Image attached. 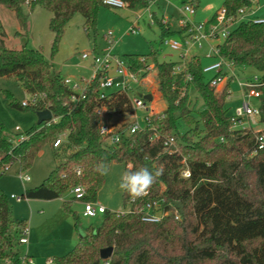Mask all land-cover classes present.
<instances>
[{
	"label": "trees",
	"instance_id": "16d2710c",
	"mask_svg": "<svg viewBox=\"0 0 264 264\" xmlns=\"http://www.w3.org/2000/svg\"><path fill=\"white\" fill-rule=\"evenodd\" d=\"M103 1L0 0V5L15 14L26 36L28 10L41 6L50 12L56 52L67 24L76 15L84 18L87 29L96 28L101 7H107ZM122 1L128 8L145 9L150 0ZM190 4L197 10L195 0ZM247 5L246 0H225L222 8L236 15ZM216 15L208 22L215 21ZM158 25L162 41L184 31H172L170 24ZM16 36L24 37L20 32ZM6 37L0 20V78L15 77L29 96L28 106H24L8 93L11 105L35 114L49 110L53 118L36 123L23 133L27 139L18 143L15 134L0 121V176L14 165L22 172L29 171L43 149L65 134L59 148L51 147L55 165L50 175L40 186L26 190L24 199L51 201L82 185L86 188L84 200L96 201L105 181L97 165L102 161L106 165L117 163L127 170L133 164L136 168L162 169L148 195L137 198L136 206L164 199L180 215L177 220L172 212L158 223H146L138 214L119 216L107 211L101 225L88 228L71 253L55 260L57 264H264V150L256 145V137L264 133V23L241 22L218 45L222 57L260 75L257 103L262 130H231L226 105L233 80L216 91L211 85L214 77L207 78L198 56L184 62H161L155 52L132 54L122 58L133 71L144 69L149 61L155 65L166 108L151 118L149 127L117 145H109L100 135L97 110L106 108L111 114L131 115L127 95L112 91L101 98L99 74L91 80L85 98L74 103L65 77L45 60L41 50H33L26 43L20 49L9 48ZM181 63L184 70L173 75L175 66ZM192 90L204 103L199 113L193 107ZM181 123L184 132L179 129ZM171 137L174 145L167 148L164 143ZM184 161L190 171L188 179L181 178ZM123 198L127 206L131 197L123 191ZM70 204L66 202L65 209L78 224ZM25 228L23 222L13 221L8 199L0 192V261L22 264L15 247ZM108 247L114 248L113 255L103 260L100 251Z\"/></svg>",
	"mask_w": 264,
	"mask_h": 264
},
{
	"label": "rangeland",
	"instance_id": "374dc122",
	"mask_svg": "<svg viewBox=\"0 0 264 264\" xmlns=\"http://www.w3.org/2000/svg\"><path fill=\"white\" fill-rule=\"evenodd\" d=\"M192 1L157 0L156 3L151 4L150 11H147L146 8L114 10L103 6L99 11L95 29H87L84 18L78 14L67 24L56 52L53 51L54 35L49 27L52 14L41 6L30 11L28 10L29 6L26 5L29 15L27 36L25 31L21 30L15 14L2 5H0V20L7 34L6 45L9 48L20 49L26 43L33 50H41L45 60L53 64L55 69L65 78L90 81L93 77V70L90 67L92 59H82V55L86 52L95 51L102 55L105 51L112 50L114 54L120 57L132 54L146 56L155 52L158 61H180L185 49L183 48V51L173 50L162 41L158 19L165 17L169 20L170 28L178 31L181 27V21L184 19L195 24L208 22L222 9L225 2V0H195L198 5L195 14L186 16L180 9ZM258 7L263 9L261 13L264 14V0H258ZM151 12L155 13L157 23L149 24ZM137 14H143V18L139 20V32L132 34L129 30ZM17 32L22 33L24 37L16 36ZM169 40L181 41L178 36L169 38ZM217 43V41L203 42L201 48L188 46L185 60L197 55L203 66L214 63L216 59H208L206 54L210 47ZM149 64H153V62L149 61ZM153 67L155 68V65ZM234 74L237 80L231 84L232 94L226 105L230 117L234 115L235 109L243 101L238 81L259 75L252 68L241 67H235ZM213 77V73L207 74V78ZM142 83L145 85L132 84L134 92L147 94L148 91L153 96L151 102L155 110L163 111L166 108V102L163 100L159 88L152 86V84L158 85L157 71H150ZM113 90L109 89L107 93ZM8 93L20 103L29 100L28 94L15 77H1L0 121L10 134L17 133V129L20 133H26L37 123V116L31 111L14 108L7 97ZM190 97L195 111L201 112L204 109L203 100L193 90ZM248 100L253 106L258 105L256 100ZM139 116L142 117L143 113H139ZM102 121L113 123L117 127H122L124 124L127 127L132 123L129 115L122 117L112 115L109 118L104 117ZM140 124L141 127H145L142 118ZM179 129L184 132L185 125L181 123ZM254 129L260 131L263 126L258 123L254 125ZM53 144L51 145L52 148L54 147ZM51 147L47 146L43 149L29 171L22 172L18 165H14L6 174L0 176V192L5 194L8 199L13 221L15 223L23 222L28 228L29 243L26 245L17 243L15 250L19 252L21 260L29 257L34 264H46L50 259L56 260L68 255L74 250L80 238L86 234L88 228H98L103 218V214L96 217L84 216V204L72 199L71 189L62 198L51 201L28 200L22 197L26 190L40 186L53 170L55 160ZM107 168L108 172L105 175L104 184L98 192L96 201L93 202L103 205L110 212L128 211L129 206H124L123 191L119 188L121 176L125 172L126 166L111 163L107 165ZM21 176H29L30 180L23 181ZM12 196H16L19 200L12 199ZM66 202H71V210L79 218L78 224H76L73 215L65 209ZM0 264H10V262L2 261ZM23 264L28 263L24 260Z\"/></svg>",
	"mask_w": 264,
	"mask_h": 264
},
{
	"label": "built area",
	"instance_id": "2783aa9c",
	"mask_svg": "<svg viewBox=\"0 0 264 264\" xmlns=\"http://www.w3.org/2000/svg\"><path fill=\"white\" fill-rule=\"evenodd\" d=\"M157 0H150L149 6L146 8L150 11L151 4L156 3ZM248 2L247 6H244L236 12V15H229L226 8H222L217 12L215 21L206 22L203 24L191 23L188 19L181 21V29H183V39L181 41L165 39L163 42L168 45L173 50L183 51L184 54L180 61H185L187 57L188 46H197L201 48L203 42L209 43L210 41H217L218 43L210 47L209 52L206 54L208 59H216L214 63L203 67V72L205 74H214V78L211 81V85L215 87L216 91L220 92L226 86L229 79L233 82L237 80L234 74L235 64L220 55V49L218 45L222 44L231 34L232 30L241 22L253 21L256 24L264 23V18L255 17L256 6L258 5V0H246ZM103 4L108 8L114 10L126 9L128 4L122 0H104ZM180 11L184 15H194L196 9L189 3H186ZM155 13H150L149 24L157 23ZM142 19L141 14H137L130 27L129 32L132 34H137L140 30L138 27L139 20ZM160 23L168 25L169 20L165 17L158 19ZM222 40L221 42H219ZM184 48V49H183ZM186 52V53H185ZM91 58L93 77H97L102 74V80L100 82V89L102 91L101 98L106 97L107 90L114 89L113 91H120L121 93L128 96L130 104L133 109V113L129 115L132 119V123L125 128H120L113 123H104L102 119L104 117H110L113 114L109 113L106 108H100L97 110V114L100 118L99 130L100 135L105 139L106 143L109 145H117L125 137L135 134L139 131L145 130L150 126L151 118L158 114L153 106L152 102H148L143 98L138 96V93L134 92L132 84H139L144 86L142 83L143 79L148 77L150 71L155 70L154 64H148L144 69L139 71H133L130 66L125 62V60L114 54L112 50L105 51L102 55L94 52H86L82 55L83 60ZM144 62V58L141 59ZM184 70V63L175 66L173 70V75H178ZM91 79V80H92ZM190 79V78H189ZM90 81L75 80L72 78H65V84L72 90V101L74 103H79L85 98V93ZM238 85L242 91V104L235 109V113L230 117L231 130H254V125L258 124V118L260 116L259 106H253L248 99L257 98L260 95L258 88L262 86L260 81V75H253L249 78L238 81ZM153 86V84H152ZM158 85L154 86L157 87ZM231 88L228 89V100L231 98ZM24 106H28V101L22 103ZM139 113H143L140 117ZM126 116V115H124ZM145 123V127H141L140 119ZM27 139V136L19 132L15 133L16 142H23ZM66 139V135H61L53 144L54 148H59ZM164 145L167 148H171L174 145V138L171 137L165 141ZM256 145L258 150H264V133L256 137ZM190 177L189 168L184 161V169L181 173V178L188 179ZM23 181H29V176H21ZM71 194L74 201L82 202L84 204V216L96 217L98 215L104 214L109 211L103 205L93 202L86 201L84 197L86 195V188L82 185L73 187L71 189ZM148 195V193H147ZM145 195V196H147ZM145 196L141 197L144 198ZM12 199H17L16 196H12ZM136 200H131L128 202L129 210L122 212H115L119 216H126L128 214H138L141 220L146 223H158L170 215L172 212L175 219H180V215L177 210H172L169 205L166 204L164 199H157L152 201H147L141 206H136ZM28 228L26 227L23 231L22 237L19 239L18 243L21 245H26L29 243ZM28 264H34L33 260L29 257L22 259ZM46 264H57L55 260L50 259Z\"/></svg>",
	"mask_w": 264,
	"mask_h": 264
},
{
	"label": "clouds",
	"instance_id": "9594fccd",
	"mask_svg": "<svg viewBox=\"0 0 264 264\" xmlns=\"http://www.w3.org/2000/svg\"><path fill=\"white\" fill-rule=\"evenodd\" d=\"M97 171L101 175H106L108 172L107 165L102 161L97 165ZM161 175L162 169L150 170L148 166L136 168L135 165L129 164L127 170L121 176L119 188L135 200L147 195Z\"/></svg>",
	"mask_w": 264,
	"mask_h": 264
},
{
	"label": "water",
	"instance_id": "95a60500",
	"mask_svg": "<svg viewBox=\"0 0 264 264\" xmlns=\"http://www.w3.org/2000/svg\"><path fill=\"white\" fill-rule=\"evenodd\" d=\"M138 96L143 98L144 100H146L148 102H151L153 99L152 94L138 93ZM36 116H37V124H39V125L44 123V122H49L53 118L52 113L49 110L39 111L36 113ZM113 251H114L113 247H108V248L102 249L100 251L101 259L109 260L113 255Z\"/></svg>",
	"mask_w": 264,
	"mask_h": 264
},
{
	"label": "crops",
	"instance_id": "0c3cea01",
	"mask_svg": "<svg viewBox=\"0 0 264 264\" xmlns=\"http://www.w3.org/2000/svg\"><path fill=\"white\" fill-rule=\"evenodd\" d=\"M126 9H128V8H126ZM120 10H124V9H120ZM262 10L263 9H261L260 7H258V5L256 6V11H255V17H258V18H264V14H262L261 12H262ZM142 15V18H143V14H141ZM136 18V16L134 17V19ZM212 18V17H211ZM210 18V19H211ZM134 21V20H133ZM133 21H132V23H133ZM209 21V20H208ZM182 29L180 28L178 31H175V32H179V31H181ZM172 31H174V30H172ZM175 36H178L181 40L183 39V32L181 33V34H176ZM175 36H172V37H175ZM171 37V38H172ZM193 56H197V55H193ZM199 57V56H198ZM201 60V59H200ZM90 67L92 68V64H91V62H90ZM204 67V66H203ZM153 86H156L155 84H153ZM146 87V86H145ZM158 87V86H157ZM147 94H149V92L147 91ZM161 102V101H160ZM159 104V103H158ZM160 111H158V113H159ZM113 115H117L118 117H122V116H124V115H122V114H113ZM0 262H2V261H0Z\"/></svg>",
	"mask_w": 264,
	"mask_h": 264
}]
</instances>
